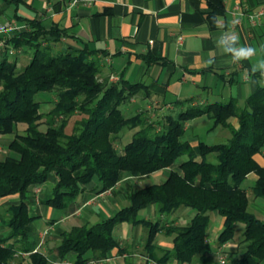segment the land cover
<instances>
[{"label":"trees","instance_id":"16d2710c","mask_svg":"<svg viewBox=\"0 0 264 264\" xmlns=\"http://www.w3.org/2000/svg\"><path fill=\"white\" fill-rule=\"evenodd\" d=\"M207 3V20L214 28L218 17L225 14V0ZM18 17L28 27L7 36L6 43L24 53L30 48L32 55L18 67V55L10 59L8 47L0 48V135L15 132L5 153L0 151V198L20 196L5 217L10 233L0 238V264H25L22 255L17 257L22 252L29 254L30 264H49L48 256L36 249L31 239L38 217L32 212L35 187L54 178L51 193L40 201L66 209L95 177L101 192L113 188L127 173L142 176L165 168L170 170L164 180L132 190L130 203L112 215L64 231L57 247L60 259L73 251L76 262L83 264L92 260L84 256L89 251L96 259L107 257L114 248L124 253L114 229L127 221L147 228L145 248L148 259L156 264H168L170 259L180 264H210L213 247L208 228L211 212L218 211L224 223L217 238V254L223 244L234 239L236 223L244 222L243 250L232 256L230 263L261 264L264 217L250 209V194L264 199V165L256 159L264 149V85H259L244 105L236 98L188 103L177 114L168 113L157 122L150 120L146 110L129 114L121 108L142 89L141 82L123 76L111 82V76H102L105 68L100 52L89 46L53 50V43L67 35L68 28L58 24L46 27L38 16ZM42 91L56 93L46 112L41 111V101L36 98ZM202 114L213 118V127L229 125L230 138L213 144L201 140L196 145L185 138L186 122ZM232 117L237 118L238 126L230 123ZM19 124L25 126L16 132ZM125 127L136 129L119 152L115 137ZM185 154L188 158L178 161ZM211 154L215 161L209 158ZM251 172L258 177L248 189L243 183ZM152 204L164 214L181 206L191 207L195 213L185 224L141 218L140 210ZM161 231L173 236L171 248L155 244Z\"/></svg>","mask_w":264,"mask_h":264},{"label":"crops","instance_id":"0c3cea01","mask_svg":"<svg viewBox=\"0 0 264 264\" xmlns=\"http://www.w3.org/2000/svg\"><path fill=\"white\" fill-rule=\"evenodd\" d=\"M225 5V14L218 17L217 26L212 28L206 16L209 10L207 0H80L76 3L72 0H0V24L9 20L23 22L18 20V16H38L46 27L58 24L68 28V34L56 41L55 47H59V44L61 49L65 46H89L90 49L100 52L104 73L108 76L113 75L117 79L123 76L130 81L142 83V89L125 102L126 112L130 114L131 109L134 113L141 110L147 112L149 109L150 120L158 121L164 120L165 115L170 113L169 109L172 111L188 98H193L192 101H187L190 104L236 98L240 105H244L257 87L264 85V75L259 71H252L254 64L264 60V0H225ZM0 37L3 35L0 34ZM221 37L227 41L237 38L238 46L252 47L255 54L250 59L233 62L225 48L217 44ZM0 48H3L1 44ZM209 59L214 62L208 64ZM185 88L191 92L200 90L202 95L171 99L170 94L179 96ZM152 94H157V97L149 101ZM143 101L146 104L141 105ZM151 108H154L152 113ZM229 121L238 126L237 118L232 117ZM221 126L229 131L224 139L227 141L231 136L230 127ZM211 128L215 127L212 125ZM125 129L127 128H123L115 138L124 136L123 132H127ZM256 159L264 165V149L256 155ZM169 170L170 168H165L136 178L155 176L161 178L156 180L162 181ZM257 177L255 172H251L245 180L250 179L254 184ZM127 178L132 177L125 175L113 188L101 192L97 191L100 186L99 179L93 178L66 209L40 201V198L51 193L48 183L35 187L37 197L32 203V210L37 211L35 214L45 224L36 226L37 218L34 220L31 239L36 242V249L48 256L49 264L77 259V254L73 251L60 259L57 247L64 231L85 223L94 224L130 203L132 180ZM19 200L18 193L0 198V238L10 233V228L4 224L5 217L9 214V206ZM250 206L259 208L264 214V206L258 200H250ZM145 209V215H139L141 218L160 219L165 222L168 214L159 212L157 204L149 205ZM215 212L216 229L222 230L224 217L218 211ZM194 213L193 208L181 206L170 213L171 217L166 223L185 224ZM128 223L130 222L124 221L118 224L124 228L122 239L114 229L121 247L125 249L124 253L114 248L105 258L96 259L93 251L84 256L98 261L95 264H128L127 260L136 263L149 261L152 264L153 260L148 259L145 248L147 228L142 224L134 225L137 227L135 231L129 228ZM154 242L162 248H171L173 236L161 231L157 233ZM238 242L230 240L223 248L235 249L234 254H238L244 246L242 243L239 247L236 246ZM217 251L218 245L209 253L210 264H219ZM20 255L24 257L25 264H30L27 252L17 253V257ZM168 264L180 263L176 259H170ZM185 264L201 263L197 261ZM261 264H264V260Z\"/></svg>","mask_w":264,"mask_h":264},{"label":"rangeland","instance_id":"374dc122","mask_svg":"<svg viewBox=\"0 0 264 264\" xmlns=\"http://www.w3.org/2000/svg\"><path fill=\"white\" fill-rule=\"evenodd\" d=\"M53 50L55 51H58L61 49V46L60 44L58 45L59 47H55V43H53ZM27 51L24 53V52H21L19 51V49H16L15 48V51L14 52H10V59H14L15 58V54L18 55V58H19V64H18V67H22L23 64H25L28 59L31 57L32 55V50L30 48H27ZM20 55V57H19ZM25 61V62H21V61ZM102 76L105 77H109L107 73H103ZM109 80L111 82H115L117 81L118 79L117 78H112V77H109ZM192 95H198V96H201L202 95V92L200 90H197V91H194V92H191L190 89L188 88H185V90L179 95L177 96V94H170L171 96V99H178V98H186V97H189V96H192ZM169 96V97H170ZM157 97V94H152L151 98H149L148 100L151 101V100H155ZM36 98L39 99L41 101V111L42 112H46L50 109V107L52 106V103L53 101L56 99V93L54 91H42V92H39L37 95H36ZM146 104L145 101H143L141 103V105H144ZM188 105V102H184L183 104L181 105H178L175 109H173L171 111V109H169L170 113H174V114H177L180 110H182L183 108H186ZM121 108L123 109L124 112H126V103H123L121 105ZM154 108H151L150 112H154L153 110ZM155 109H158V108H155ZM165 109V108H164ZM149 111V109H147ZM138 111V110H136ZM147 111V112H148ZM158 111V110H156ZM166 112H168L167 109H165ZM130 114L134 113V110L131 109V111H129ZM43 120H45V117L43 118ZM155 120H158L157 118ZM163 120V119H161ZM158 122V121H157ZM213 125V119L208 116L207 114H202V115H199V116H196L190 120H188V129L186 130L185 132V135L184 137L185 138H188L192 143H194L195 145L199 143V141H205V142H208V143H215V142H219V141H225L224 139H226V134L228 131L227 128H224L223 126L219 125L215 128H211ZM25 124H19L17 131H22V128H24ZM41 127L42 128H46V124L45 122H43L41 124ZM127 129V132H123L125 133L124 136H118L117 138H115V144H116V148L119 152H122L123 151V146L126 142H128L130 139H131V135L134 131V129H129L128 127H126ZM191 134L193 135V137H191ZM15 136V132H12V133H7V134H4V135H0V151L2 153H5L6 151V148H7V143L10 139H12L13 137ZM188 156L185 154L183 156H181L178 161H181L183 159H187ZM209 158L213 161H215V156L214 155H210ZM127 176H130L132 178H127L128 180H132V184H131V190L133 189H136V188H140L144 185H147L149 183H152V182H157L159 181L161 178H157L155 176H149V177H145V178H142V179H137L136 176L134 175H128L127 173ZM136 179V180H135ZM156 179H159V180H156ZM48 186L50 187V191L52 190V187L55 183V180L54 178H51L48 182ZM253 184V182L250 180V179H247L244 181L243 183V186H245L246 188L249 189V187ZM38 188H36L37 190ZM39 190H37V193H38ZM250 200L253 201V200H258L259 203H261L263 206H264V199L262 197H255L254 195L250 194ZM250 209L256 213V215H258L259 217H264V214L261 213L260 209L259 208H255L253 206H250ZM145 208L141 209L140 212H139V215L141 214L142 216L145 215ZM33 213H36L34 210H32ZM58 212V211H57ZM216 212L215 211H212L211 212V220H210V224H209V228H208V237H209V241L211 243V246L213 248H215L217 245H218V240H217V237L221 231V229H216V226H215V218H216ZM171 217V214H168L166 215L165 217V222L168 218ZM35 224L36 226L41 224V225H44L45 224V221L40 217H37L36 221H35ZM130 224V227L132 230H135L137 229L136 226L133 225L132 227V223H128ZM134 228V229H133ZM245 228V223L244 222H237L236 223V227H235V237H234V240L236 241H239L238 242V246L240 245V240L241 238L243 237V230ZM115 233L117 234L118 237H120L122 239L123 235H124V228L122 225H118L116 228H115ZM220 248V246H218ZM224 253L226 256H227V262L229 264L230 263V258H232V256L234 255H237V254H234L236 253L235 249H222V250H219L218 254H217V258L219 257V255L221 254V252ZM152 264H156L154 261L152 262Z\"/></svg>","mask_w":264,"mask_h":264},{"label":"clouds","instance_id":"9594fccd","mask_svg":"<svg viewBox=\"0 0 264 264\" xmlns=\"http://www.w3.org/2000/svg\"><path fill=\"white\" fill-rule=\"evenodd\" d=\"M215 21V18H213ZM218 46H223L225 51H227L231 56L233 62H240L245 59H250L252 55L255 54V49L249 46L240 47L238 46V39L233 38L231 41L225 40L221 37L217 41ZM214 61L209 59L208 64H212ZM253 72L259 71L261 75H264V60H260L257 64L253 65Z\"/></svg>","mask_w":264,"mask_h":264},{"label":"built area","instance_id":"2783aa9c","mask_svg":"<svg viewBox=\"0 0 264 264\" xmlns=\"http://www.w3.org/2000/svg\"><path fill=\"white\" fill-rule=\"evenodd\" d=\"M78 1H80V0H72L73 3H76ZM252 18H253V16H252ZM253 21H254V19H253ZM27 27H28V24L26 22H24V21L19 22L17 20H9V21H6V22L0 24V34L3 35V37H0L1 46L3 48L8 47V49L11 53L14 52L15 48L6 43L7 36L11 35L16 30L24 29ZM111 77L115 78L113 75ZM225 245H226V243L223 244L221 248L223 249V247ZM218 258H219L218 259L219 264H227V256L224 253L221 252V254L219 255ZM97 262L98 261L92 259V260H89L83 264H95ZM61 264H80V263H77L76 261L67 259V260H63Z\"/></svg>","mask_w":264,"mask_h":264}]
</instances>
